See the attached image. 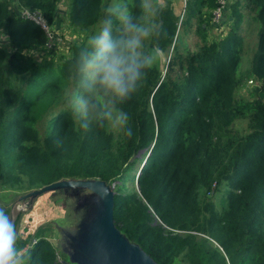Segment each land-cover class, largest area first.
I'll use <instances>...</instances> for the list:
<instances>
[{
  "label": "trees",
  "instance_id": "obj_1",
  "mask_svg": "<svg viewBox=\"0 0 264 264\" xmlns=\"http://www.w3.org/2000/svg\"><path fill=\"white\" fill-rule=\"evenodd\" d=\"M13 1L0 0V33L11 50L0 46V186L27 191L98 178L114 184L117 228L156 264H264V0H235L218 41L207 28L219 0H184L182 14L158 2L163 33L151 46L167 53L166 70L152 66L121 105L130 137L95 124L79 128L64 103L75 58L110 0H67L68 25L79 37L66 54L41 61L31 54L49 36L17 8L38 10L52 33L61 0ZM137 2L129 0L134 14ZM240 5L258 24L244 75ZM193 25L200 44L185 49L180 39ZM243 79L254 82L246 97ZM240 120L245 131L235 127ZM145 154L132 187H124ZM30 238L19 236L17 246ZM26 253L27 264H66L43 237Z\"/></svg>",
  "mask_w": 264,
  "mask_h": 264
},
{
  "label": "clouds",
  "instance_id": "obj_2",
  "mask_svg": "<svg viewBox=\"0 0 264 264\" xmlns=\"http://www.w3.org/2000/svg\"><path fill=\"white\" fill-rule=\"evenodd\" d=\"M139 14L130 11L129 0H110L101 8L95 29L75 58L73 86L65 107L78 127L101 128L131 136L129 114L121 107L137 91L146 72L160 55L151 46L163 33L157 0H138ZM0 200V264H27L30 256L17 246V226Z\"/></svg>",
  "mask_w": 264,
  "mask_h": 264
},
{
  "label": "rangeland",
  "instance_id": "obj_3",
  "mask_svg": "<svg viewBox=\"0 0 264 264\" xmlns=\"http://www.w3.org/2000/svg\"><path fill=\"white\" fill-rule=\"evenodd\" d=\"M234 1L221 0V17L217 16V19H213L207 28L210 41L221 40L227 35L232 23L230 11ZM66 2L67 0H61L58 3L56 20L52 28V35H55L53 37L54 40H51L52 36H49L47 47L37 49L31 54L37 61L66 54L68 46L79 37L68 25L67 11L65 9ZM157 2L162 4L170 2L174 11L179 14H182L184 9V0H157ZM238 8L243 12V21L240 29V35L242 36L240 71L244 75L249 69L252 55L256 49L258 24L252 19L254 11L245 9L241 5ZM180 41L185 49H197L200 41L195 33L194 25L182 35ZM0 46L6 48L7 51H11L7 37L3 33H0ZM167 60V53L160 51V55L153 66L163 69L164 72ZM253 85L254 82H251V80L248 79L246 81L243 79L240 94L246 97L247 90L252 89ZM235 127L240 131H245L246 121H237ZM107 129L112 131L109 128ZM112 132L114 135L117 134L115 131ZM141 157L142 160L137 164V167L128 174L124 187H132V182H135L138 170L142 167L148 155H139L138 158ZM23 190H25L24 187L10 188L8 186H0V200L9 202L8 211L17 226L18 237L31 236L23 250L26 252L37 238L43 237L55 248L60 261H66V264H76L72 261L70 255V253L74 252V243L71 237L78 236L82 229V223L88 219L89 212L93 207L91 202L94 194L84 188H62L31 196L30 192L33 189Z\"/></svg>",
  "mask_w": 264,
  "mask_h": 264
},
{
  "label": "water",
  "instance_id": "obj_4",
  "mask_svg": "<svg viewBox=\"0 0 264 264\" xmlns=\"http://www.w3.org/2000/svg\"><path fill=\"white\" fill-rule=\"evenodd\" d=\"M62 188H84L94 196L88 219L78 236H72L76 264H156L140 246L129 241L114 222V184L95 179H61L33 189L31 196Z\"/></svg>",
  "mask_w": 264,
  "mask_h": 264
},
{
  "label": "built area",
  "instance_id": "obj_5",
  "mask_svg": "<svg viewBox=\"0 0 264 264\" xmlns=\"http://www.w3.org/2000/svg\"><path fill=\"white\" fill-rule=\"evenodd\" d=\"M219 3L220 5L213 12L214 14L213 19H217L218 18L217 16H219V18L221 17V13H220V8L222 6L221 0H219ZM17 10L21 17L35 22L47 33L48 36H52L49 26L46 24L45 20L43 19L42 15L40 14L38 10L30 9V8H23V7H18Z\"/></svg>",
  "mask_w": 264,
  "mask_h": 264
}]
</instances>
